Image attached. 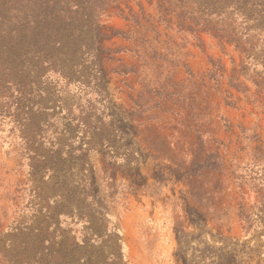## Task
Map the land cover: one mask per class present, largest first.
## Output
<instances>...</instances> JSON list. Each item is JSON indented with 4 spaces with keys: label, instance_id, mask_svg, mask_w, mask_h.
I'll list each match as a JSON object with an SVG mask.
<instances>
[{
    "label": "rangeland",
    "instance_id": "374dc122",
    "mask_svg": "<svg viewBox=\"0 0 264 264\" xmlns=\"http://www.w3.org/2000/svg\"><path fill=\"white\" fill-rule=\"evenodd\" d=\"M5 2L6 20L36 25L38 0ZM197 9V0H103L92 10L103 95L97 102L85 87H67L57 107L66 121L82 122L92 99V124L118 123L120 132L108 129L111 148L91 153L82 173L90 209L78 211H100L117 227L128 264H264V223L254 207L264 188V88L239 71L258 61L210 31L181 28ZM254 35L264 40L260 30ZM235 68L251 94L232 85ZM5 89L12 98L0 103V264H38V210L46 207L39 138L36 126L24 131L15 87ZM87 131L71 143L83 135L86 142ZM123 155L134 162L122 164ZM241 204L253 213L250 230ZM22 243L25 257L14 252Z\"/></svg>",
    "mask_w": 264,
    "mask_h": 264
},
{
    "label": "trees",
    "instance_id": "16d2710c",
    "mask_svg": "<svg viewBox=\"0 0 264 264\" xmlns=\"http://www.w3.org/2000/svg\"><path fill=\"white\" fill-rule=\"evenodd\" d=\"M102 1L38 0L34 25L32 21L6 20V2L0 0V103L4 106L5 101L12 98L5 88L15 87L11 95L17 92L24 131L34 133L36 126V138H39L36 175L40 177L38 186L44 190L45 197L41 200L46 207L38 210V264H128L117 227L108 223L100 211L97 216L78 211L83 205L90 209V204L86 203L90 193L84 191L86 183L82 173L90 165L91 153L111 148L108 129L120 132L118 123L112 118L108 126L103 120L92 124L91 120L96 116V104L92 99L83 112L84 122L76 118L66 121L57 109L58 106L63 109L61 93L67 87H85L91 98L96 96L97 102L103 95L92 11ZM197 3L196 13L190 14L188 19H180L181 28L210 31L221 42L235 43L248 57L262 63L264 40L256 38L254 32L260 30L264 36V0H197ZM258 64L252 67V63L242 62L239 71L264 88V75L258 70ZM237 73L235 68L232 85L251 94ZM58 95L60 98L56 99ZM227 95L232 96V93ZM60 119L62 121L58 123ZM222 119L231 128L225 115ZM81 129L88 130L89 138L84 142L83 135L81 141L73 145L71 142ZM50 130L55 135L47 137ZM45 138H49L48 141ZM117 158L122 164L134 162L130 155ZM257 196L254 207H260V219L264 223L263 187L257 189ZM252 214L244 204L240 205V216L248 223L247 230L255 220ZM64 219L70 222L63 227ZM15 251L19 257L29 254L23 243L15 245Z\"/></svg>",
    "mask_w": 264,
    "mask_h": 264
}]
</instances>
